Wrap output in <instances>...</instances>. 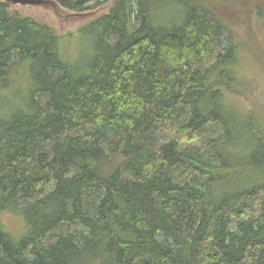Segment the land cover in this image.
I'll use <instances>...</instances> for the list:
<instances>
[{"label":"trees","instance_id":"1","mask_svg":"<svg viewBox=\"0 0 264 264\" xmlns=\"http://www.w3.org/2000/svg\"><path fill=\"white\" fill-rule=\"evenodd\" d=\"M55 1L111 5L62 36L0 0V264H264V117L224 13Z\"/></svg>","mask_w":264,"mask_h":264},{"label":"rangeland","instance_id":"2","mask_svg":"<svg viewBox=\"0 0 264 264\" xmlns=\"http://www.w3.org/2000/svg\"><path fill=\"white\" fill-rule=\"evenodd\" d=\"M195 1V0H194ZM199 2V0H196ZM206 4L213 6V9L220 14L225 21V25L230 32L224 35L225 45H228V35L233 36L234 41L240 45L239 57L244 76L250 80V86L242 90L243 104L256 113L264 117V19L261 16H251L252 8L257 2V6L264 10V0H205ZM110 5H106L91 16L85 18H70L60 21L51 11L42 8L17 7L23 16L42 23H47L54 27L59 35L65 36L78 31L94 18H98L109 12ZM166 6H161V12L166 15L169 21L179 22L187 12V7L179 5L177 2H168ZM132 24L134 25L137 11H131ZM66 15L73 14L64 10ZM216 13V14H217ZM223 21V22H224ZM173 26V25H172ZM84 47V45H82ZM82 47V48H83ZM168 134H160L159 139H168ZM35 200H31L34 202Z\"/></svg>","mask_w":264,"mask_h":264},{"label":"water","instance_id":"3","mask_svg":"<svg viewBox=\"0 0 264 264\" xmlns=\"http://www.w3.org/2000/svg\"><path fill=\"white\" fill-rule=\"evenodd\" d=\"M6 4L10 5L13 8L16 7H33V8H42L48 11H51L56 15L60 21L67 20L70 18H85L89 15L91 16L94 13H73L66 15L64 9L55 1V0H3Z\"/></svg>","mask_w":264,"mask_h":264}]
</instances>
